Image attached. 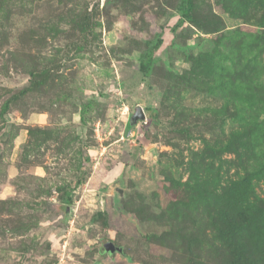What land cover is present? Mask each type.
<instances>
[{"label":"rangeland","instance_id":"rangeland-1","mask_svg":"<svg viewBox=\"0 0 264 264\" xmlns=\"http://www.w3.org/2000/svg\"><path fill=\"white\" fill-rule=\"evenodd\" d=\"M185 7L0 0V264H264V0Z\"/></svg>","mask_w":264,"mask_h":264},{"label":"trees","instance_id":"trees-1","mask_svg":"<svg viewBox=\"0 0 264 264\" xmlns=\"http://www.w3.org/2000/svg\"><path fill=\"white\" fill-rule=\"evenodd\" d=\"M185 1H186V7H185L183 12H184V16L188 17L189 13L192 10V0H185ZM161 44H162L161 40H158L156 45L153 47V49H151L152 52H149L148 54H146L144 56V58L140 64V70L144 76H146L148 74V71L151 67L152 60H153V52L155 50H157L161 46ZM83 176H84V172L82 170V173L77 177V179L74 181V183H72V184L70 183L67 186L66 192L71 193L72 191H74L81 184ZM67 200H69V196H68Z\"/></svg>","mask_w":264,"mask_h":264},{"label":"water","instance_id":"water-1","mask_svg":"<svg viewBox=\"0 0 264 264\" xmlns=\"http://www.w3.org/2000/svg\"><path fill=\"white\" fill-rule=\"evenodd\" d=\"M145 119V114L143 112V110L140 108V107H137L136 110H135V113L131 116L130 118V124L133 125V124H136L139 120H144ZM68 210V208H66ZM114 247L110 244H108L107 246V253H111L113 252L114 250Z\"/></svg>","mask_w":264,"mask_h":264}]
</instances>
